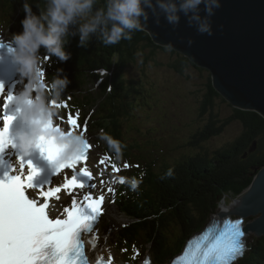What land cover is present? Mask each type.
<instances>
[{"label": "trees", "instance_id": "trees-1", "mask_svg": "<svg viewBox=\"0 0 264 264\" xmlns=\"http://www.w3.org/2000/svg\"><path fill=\"white\" fill-rule=\"evenodd\" d=\"M27 2L37 14L48 6L47 0ZM104 2L100 0L96 7L103 6ZM24 3L25 0H0V17L5 18L9 25L22 28L20 21L23 20ZM89 42L91 45L86 49L76 47L75 56L69 62L62 61L63 66L69 69L62 71L67 72L70 80L67 87L76 90L73 92L75 106L88 112L96 111L93 113V130L101 136L107 132L111 140L118 142L113 145L106 139L108 148L118 151L119 159H135L142 165L141 170L133 172L138 180L133 194L122 204L125 213L134 221L121 229L115 246L119 251L127 247L128 251L122 254L137 261L152 245L157 264H166L189 236L211 220L224 200L229 204L240 197L264 168V116L254 110L234 109L233 117L220 127L216 126L218 121L212 116L207 131L199 130L182 145L194 149L192 152L183 151L182 158H174L178 160L176 163L169 164L171 159L160 167L151 150L154 144L151 135L144 136L146 142L139 137L128 139L129 135H124L126 124L137 107L151 105L140 79L130 76L131 69L140 66L145 72L150 63L161 66L158 54L170 53L176 57L169 67L177 73L184 75L191 67L202 75L203 72L209 73L206 78L209 90L199 113L201 119L209 109H213L215 99L223 97L213 85L212 74L184 55L156 43L147 31L134 32L131 40H122L111 46H105L95 34ZM100 70H105L106 76L95 87L94 81L101 77L97 73ZM99 105L104 111H99ZM234 120L240 121L244 127L240 137L222 148L205 147ZM104 128L106 131L103 132ZM176 229L181 237L178 236L180 239L174 245L168 237ZM135 249L141 252L140 256L133 255ZM238 264H264V236H254L249 251Z\"/></svg>", "mask_w": 264, "mask_h": 264}, {"label": "clouds", "instance_id": "clouds-1", "mask_svg": "<svg viewBox=\"0 0 264 264\" xmlns=\"http://www.w3.org/2000/svg\"><path fill=\"white\" fill-rule=\"evenodd\" d=\"M100 0H47V8L40 13L33 12L25 0L24 19L20 21L23 31L12 37L15 45L13 57L20 66L21 75L28 80L26 90L12 101L24 109L23 120L31 128L30 134L19 137L20 148L27 155L41 136L55 137L65 146L63 159L69 160L78 155L83 144L78 136L65 137L61 132L46 128V125L59 113V109L50 106L49 101L60 104L62 94L70 83L65 78L48 81L41 70L43 61L41 49L61 61H67L64 46L69 35H80L81 44H85L92 35H98L105 46L131 40L134 32L146 31L149 13L157 17L163 14L168 23L176 25L181 14L188 19L189 26L195 27L201 35H213L212 17L221 5V0H105L104 5L96 7ZM202 12L204 13L202 15ZM0 31H4L0 28ZM194 41L189 40L191 46ZM167 49L173 47L168 45ZM9 133H0V140L8 141ZM111 144L117 141L105 137ZM171 175V173H169ZM136 187V181H131Z\"/></svg>", "mask_w": 264, "mask_h": 264}, {"label": "water", "instance_id": "water-1", "mask_svg": "<svg viewBox=\"0 0 264 264\" xmlns=\"http://www.w3.org/2000/svg\"><path fill=\"white\" fill-rule=\"evenodd\" d=\"M221 5L211 18V36L199 34L183 14L173 25L163 14L157 23L150 12L146 31L156 43L171 45L210 71L214 87L233 107L264 116V0H221ZM189 40L194 41L191 46ZM232 208L230 213L243 217L259 215L245 230L264 236V168Z\"/></svg>", "mask_w": 264, "mask_h": 264}, {"label": "snow or ice", "instance_id": "snow-or-ice-1", "mask_svg": "<svg viewBox=\"0 0 264 264\" xmlns=\"http://www.w3.org/2000/svg\"><path fill=\"white\" fill-rule=\"evenodd\" d=\"M11 122L12 117H8L7 123L10 125ZM71 123L75 125L76 121L72 120ZM50 126L51 122H48L46 127ZM3 143L4 140H0V144ZM37 147L56 165L58 173L63 169H75L80 160L86 159L83 153L70 160L62 159L65 146L45 136L40 137ZM28 166L31 174L26 180L17 176L7 183L0 182V264H44L45 261L49 264H79L83 256L81 233L92 231V221L101 213L103 194L98 199L85 195L84 203L74 198L71 207L64 208L60 218L50 219L47 211L49 203L38 204L25 194L26 188H33L32 179L38 174L31 162ZM80 176L92 178L85 167L71 179L65 176L63 189L69 193L83 189L85 185ZM61 190V187L49 189L43 196L46 201L59 199L57 194ZM239 235L238 229L232 230L228 233L227 241L218 240L207 250L206 256L216 264H227L238 251ZM49 247L54 249L51 261L44 252Z\"/></svg>", "mask_w": 264, "mask_h": 264}, {"label": "rangeland", "instance_id": "rangeland-1", "mask_svg": "<svg viewBox=\"0 0 264 264\" xmlns=\"http://www.w3.org/2000/svg\"><path fill=\"white\" fill-rule=\"evenodd\" d=\"M2 29L4 31L0 32L6 31L9 35H14L13 29L9 30L6 27H3ZM175 57L176 56H173L170 53H160L158 54L157 59L161 63V66L150 63L148 69L145 72H142L140 66L132 68L130 71L131 77L140 79V84L142 85L144 92L149 94L147 99H152V110L149 121L154 123L155 126H158V123L164 120L165 132L163 133L161 130L158 131L157 137L163 138L164 144H168L170 146V151L167 155L168 160L174 158H178L179 160L183 157V151L192 152L194 149L191 150L190 148H185L182 145L185 144L199 130L207 131L211 125L212 116L215 117L216 121H218L216 126L220 127L225 120L233 117L234 109H239L233 107L229 102H227V100H224L223 97L216 98L213 109H209L201 119L199 113L201 111V107H203V103H205V99L209 90V80L206 79L208 78L209 73L203 72V75H205L204 77L202 73L196 68L191 67L186 69V73L184 75L179 74L174 69L169 67V63L173 62L172 60H175ZM155 87L156 92L154 94ZM136 98L138 99V97ZM92 119L93 115L91 119L87 121L89 126L88 135L95 139L94 140L91 137L97 146V152L103 154V147H101L100 143H98L100 142L101 136L99 134L97 136L94 133L93 135L91 134ZM243 131L244 127L242 123L238 120H234L231 124L225 125L224 130L218 134L217 137H213V139L210 140V143L206 144L205 147L209 148L210 146L212 149L222 148L225 145L234 142L238 137L241 136ZM128 132L129 131L126 128L125 133ZM129 136L134 138L135 133L131 130L129 132ZM138 159V161L142 163V159ZM130 161L132 163L135 161L137 162L135 159H131ZM177 161L173 160L171 163H176ZM232 205L233 203L229 204L228 207L221 204L217 213H215L212 218H221L220 216L223 212L227 216H239L235 213H230L233 209ZM223 206L228 207V209H224ZM116 213L118 214H111V217H109V219L101 226V239L103 234L104 238L102 239V243L101 239L99 243L101 246H104V251L107 252H113V247L115 249L117 248L113 240H116V236L124 227V224L127 223L125 220L127 218L121 215L119 209H117ZM258 216L259 215L251 214L246 217V222L252 223L256 218H258ZM106 224H108L107 228ZM105 228L106 230H104ZM178 231L179 230L176 229L173 235L168 237L171 244L176 243V240L180 239L178 236L181 234ZM256 235L257 233L255 231H249V243L253 241V238ZM257 236L259 237V235ZM147 250L149 252H153L154 247L151 245L147 248ZM118 258L124 259V257L121 255H118Z\"/></svg>", "mask_w": 264, "mask_h": 264}, {"label": "bare ground", "instance_id": "bare-ground-1", "mask_svg": "<svg viewBox=\"0 0 264 264\" xmlns=\"http://www.w3.org/2000/svg\"><path fill=\"white\" fill-rule=\"evenodd\" d=\"M24 16H25V14H24V11H23V19H24ZM70 49L72 50V48H70ZM223 205H225V204H223ZM223 208L226 209V210L228 209V207H226V206H223ZM111 212L114 213L115 212L114 209L111 208ZM95 249L97 251V248H95ZM90 252H91V250H90ZM97 254H98V251H97Z\"/></svg>", "mask_w": 264, "mask_h": 264}]
</instances>
